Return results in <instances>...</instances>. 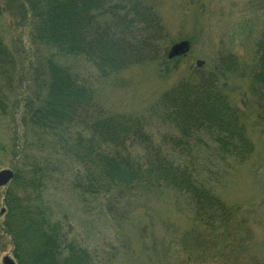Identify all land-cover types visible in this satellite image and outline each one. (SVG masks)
Wrapping results in <instances>:
<instances>
[{
    "label": "trees",
    "instance_id": "16d2710c",
    "mask_svg": "<svg viewBox=\"0 0 264 264\" xmlns=\"http://www.w3.org/2000/svg\"><path fill=\"white\" fill-rule=\"evenodd\" d=\"M13 7L39 51L35 97L11 101L13 80L21 74L26 81L27 55L0 28V117L10 116L14 129L3 148L14 176L2 187L0 242L7 240L15 264L113 263L111 251L102 255L74 236L68 213L57 215L50 200L57 185L90 210L103 198L108 213L123 219L152 194L183 201L213 230L235 217L216 187L224 173L212 168L240 164L254 151L244 99L234 98L222 72L232 65H198L145 111L113 113L99 101L100 80L144 63L178 66L166 55L154 7L142 0H0V23Z\"/></svg>",
    "mask_w": 264,
    "mask_h": 264
},
{
    "label": "rangeland",
    "instance_id": "374dc122",
    "mask_svg": "<svg viewBox=\"0 0 264 264\" xmlns=\"http://www.w3.org/2000/svg\"><path fill=\"white\" fill-rule=\"evenodd\" d=\"M142 1L159 13L167 33L166 55L175 58L178 66L165 68L159 62L133 65L97 83L99 101L113 113L138 114L197 68L199 61L205 69L232 65L222 72L236 88L234 98L244 99L247 122L253 126L248 136L254 151L240 164L221 161L212 168L224 173L216 187L236 215L213 230L195 221L183 201L176 203L169 195L152 194L143 204V200L134 202L123 219L108 213L103 198L90 210L58 185L50 196L55 211L70 215L76 238L100 249L102 255L111 251L112 264H264V2ZM19 15L13 7L0 28L13 48L26 51V81L23 77L21 83L22 75L17 76L11 92V101L17 103L21 98L22 105L37 91L33 76L39 51L31 39L30 25L22 23ZM183 42L189 43L188 50L173 54V48ZM11 123L10 116L0 117V171L9 168V151L3 148L11 143ZM3 191L1 187L0 210ZM6 242L5 238L0 242V264L11 253Z\"/></svg>",
    "mask_w": 264,
    "mask_h": 264
},
{
    "label": "water",
    "instance_id": "95a60500",
    "mask_svg": "<svg viewBox=\"0 0 264 264\" xmlns=\"http://www.w3.org/2000/svg\"><path fill=\"white\" fill-rule=\"evenodd\" d=\"M189 48L188 42H183L176 45L173 48V54H179L187 51ZM203 61H199L198 64H202ZM14 176V172L11 169H4L0 171V188L6 185ZM3 264H15L13 259L7 255L3 257Z\"/></svg>",
    "mask_w": 264,
    "mask_h": 264
}]
</instances>
